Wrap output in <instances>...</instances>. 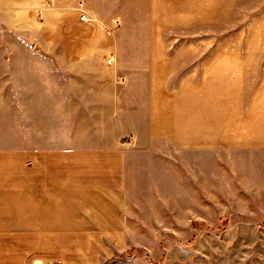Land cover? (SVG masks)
Here are the masks:
<instances>
[{"label": "crops", "instance_id": "crops-1", "mask_svg": "<svg viewBox=\"0 0 264 264\" xmlns=\"http://www.w3.org/2000/svg\"><path fill=\"white\" fill-rule=\"evenodd\" d=\"M232 2L149 0V37L125 39L118 0H0V264H139L117 259L156 221L143 191L160 161L264 141V120L240 119L258 55L225 45L176 82L165 37Z\"/></svg>", "mask_w": 264, "mask_h": 264}, {"label": "rangeland", "instance_id": "rangeland-1", "mask_svg": "<svg viewBox=\"0 0 264 264\" xmlns=\"http://www.w3.org/2000/svg\"><path fill=\"white\" fill-rule=\"evenodd\" d=\"M112 9L123 16L110 32L120 28L117 33L121 31L125 39L149 37V0H118ZM229 9L222 21L167 31L165 37L169 50L181 54L176 82L193 69L200 71L205 58L225 45L258 55V74L245 79L241 94L240 119L250 123L242 127L245 133L253 126L263 128L259 123L264 120V0H233ZM132 48L125 47L126 52ZM0 116L5 118L4 135L7 110ZM188 152L187 159L176 152V161H185V166L168 170L163 160L155 167L159 179L154 186L159 188L143 191L145 202H153L143 211L156 221L142 223L145 236L130 239L132 245L117 261L264 264V141L213 144Z\"/></svg>", "mask_w": 264, "mask_h": 264}, {"label": "built area", "instance_id": "built-area-1", "mask_svg": "<svg viewBox=\"0 0 264 264\" xmlns=\"http://www.w3.org/2000/svg\"><path fill=\"white\" fill-rule=\"evenodd\" d=\"M52 2V0H50ZM81 20H90V18L88 17L87 13L81 14L80 16ZM119 25V21L116 22V25L114 28L118 27ZM112 59H109V62H111Z\"/></svg>", "mask_w": 264, "mask_h": 264}]
</instances>
